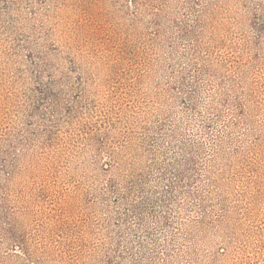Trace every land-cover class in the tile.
I'll use <instances>...</instances> for the list:
<instances>
[{
  "label": "rangeland",
  "instance_id": "1",
  "mask_svg": "<svg viewBox=\"0 0 264 264\" xmlns=\"http://www.w3.org/2000/svg\"><path fill=\"white\" fill-rule=\"evenodd\" d=\"M256 16L264 24V0H0V264H107L120 243L118 264H264V31L253 28ZM52 46L70 81L57 86L63 114L46 121L45 107L33 114L29 59ZM80 55L96 57L100 71L69 118L79 79L66 62ZM183 78L196 89V112L183 106ZM31 125L52 132L27 152ZM158 132L165 142L156 146ZM183 146L196 167L167 224L160 198L169 182L160 171L184 160ZM7 164L16 165L12 177ZM135 202L146 232L135 223L131 235L134 222L119 215Z\"/></svg>",
  "mask_w": 264,
  "mask_h": 264
},
{
  "label": "trees",
  "instance_id": "2",
  "mask_svg": "<svg viewBox=\"0 0 264 264\" xmlns=\"http://www.w3.org/2000/svg\"><path fill=\"white\" fill-rule=\"evenodd\" d=\"M257 16L254 19V25L253 28L257 32L258 36H261L262 32L264 31V24L258 22ZM197 22H201L198 20ZM181 31L185 33V35L182 36V39L187 38L186 35L190 33L189 27L186 24L181 25ZM82 34V32H81ZM91 37H97L99 35L98 32L95 31H90L88 33ZM84 36V34H83ZM53 48H47V51L44 52H39V51H33L30 53V59H29V64L32 69V81L35 85V91L38 95V99L36 103L33 105V114H36L40 112L43 107L46 109V115H48V119L46 121H51L52 118H54V115H60L62 113V106H61V98L60 94L57 91V86H62L65 87L67 86V83L70 81V76L67 75V73H63L59 67L57 66V63L59 64V60L61 58L58 57V48L56 46H52ZM70 61L69 63L66 62V64H70L69 66L71 67L68 71L75 72L78 75L79 79V88L76 87L77 93L79 94L75 101H73L71 104L73 105H68L65 107L64 112L68 115L69 118L73 117L74 115L79 113L78 107H80L82 101V95L87 94L88 92V87L90 85V81L92 80V75L93 71H100V68L97 67V64L99 61H97L95 58L92 57L91 59H87V57L80 55L78 56H68ZM60 66L62 68H67L63 63H60ZM118 65L113 67V70H110L111 72L114 71L115 68H117ZM56 75H59L60 78L58 80L55 79ZM48 78V82H44L43 79ZM189 89L187 91L184 99H182L183 106L190 109L194 110L196 112L197 110V104L195 103L196 100V89H194V84H189V82L183 78L180 83H178V90L181 93H184L186 89ZM196 88V87H195ZM79 105V106H78ZM244 108L241 107L240 111H243ZM213 124L212 119H207L206 123L204 124L203 128L205 129H210L211 125ZM46 130L41 131L40 133H35L36 129L32 127V125L28 128L29 130L26 133H23V151H30L31 150V145L36 142L37 139L42 138V136H47L51 135V126L48 125H43ZM166 124L164 125V127ZM163 125L161 126L162 130ZM176 134V131L171 132L170 135H168L170 138H174L172 135ZM164 133H159L156 139H154L153 144L161 145V143L165 142V137ZM171 143V142H169ZM154 145V146H155ZM100 153L102 152V146L103 144L100 145ZM172 147V143H171ZM154 149L152 148L151 152ZM182 152H180V156L185 157L184 160H179L177 157H175L173 163H168L167 167L165 169H161L160 173L162 175V179L167 180L169 182V185L166 186L164 191L161 193V198H160V203L161 206L165 209L164 213L162 214L161 218H163L164 222L169 224V215L172 211V205L174 202L175 196L180 193V185L188 178V170L191 169L192 167H196V161L194 155L190 152L189 149H186V147H182ZM159 152V153H158ZM160 154V151H155L153 153V156H157ZM165 154V153H164ZM163 154V156H164ZM109 157L111 158L112 161V153H109ZM157 164H155L156 166ZM111 168L114 169V165L110 164ZM3 168L5 170L9 169L10 171L8 172V176H13L16 174V165L14 164H7L3 165ZM4 170V172H5ZM103 172H108V165H105L102 167ZM193 182V180H191ZM190 182V181H189ZM116 182L111 179L109 181V191L111 193H115L117 190V186L115 184ZM130 186H133L130 184ZM132 187H129V190H131ZM141 193L144 192V186L143 188L140 187L138 190ZM130 194V193H129ZM126 200V199H125ZM151 199H148L147 201H150ZM127 201V200H126ZM152 203V202H151ZM143 209L135 202L132 203L130 207L127 208V212L125 214L120 213L119 215V221L122 223L123 221H126V219H130L129 222H134L131 223V226L129 227V232H131V235H135L137 232V229L135 226H132V224L138 223L139 224V229H141V233L146 232V225L143 221ZM132 237V236H131ZM140 240V239H139ZM122 241V236L119 235V242ZM14 246H19L21 249L26 251V247L24 243L22 242V239L16 238L14 241ZM126 242V248L129 251V256H130V261L133 262L137 260V253L134 248V242L131 241L129 238L125 239ZM121 244H119V250H118V257H108L107 259V264H118L119 261L125 260V253L121 250ZM144 250V244L141 243V249L140 252L143 253ZM30 259H34V257L29 254ZM38 262L41 264H50L48 260L42 261V259H38ZM140 264V263H139Z\"/></svg>",
  "mask_w": 264,
  "mask_h": 264
}]
</instances>
